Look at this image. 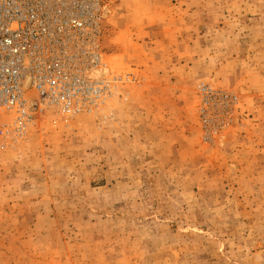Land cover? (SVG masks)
Wrapping results in <instances>:
<instances>
[{
	"label": "rangeland",
	"instance_id": "1",
	"mask_svg": "<svg viewBox=\"0 0 264 264\" xmlns=\"http://www.w3.org/2000/svg\"><path fill=\"white\" fill-rule=\"evenodd\" d=\"M102 1L110 97L0 143V264H264V0Z\"/></svg>",
	"mask_w": 264,
	"mask_h": 264
},
{
	"label": "built area",
	"instance_id": "2",
	"mask_svg": "<svg viewBox=\"0 0 264 264\" xmlns=\"http://www.w3.org/2000/svg\"><path fill=\"white\" fill-rule=\"evenodd\" d=\"M104 5L102 0H0L3 147L23 139L47 110L65 118L92 114L110 97L117 80L101 72Z\"/></svg>",
	"mask_w": 264,
	"mask_h": 264
},
{
	"label": "bare ground",
	"instance_id": "3",
	"mask_svg": "<svg viewBox=\"0 0 264 264\" xmlns=\"http://www.w3.org/2000/svg\"><path fill=\"white\" fill-rule=\"evenodd\" d=\"M69 1V0H68ZM105 11V10H104ZM103 16H104V13H103ZM101 72H103L104 74H107L108 72V69L107 67L105 66L104 68L101 69ZM98 74L96 73H93V76H97ZM25 88H27V86H25Z\"/></svg>",
	"mask_w": 264,
	"mask_h": 264
}]
</instances>
